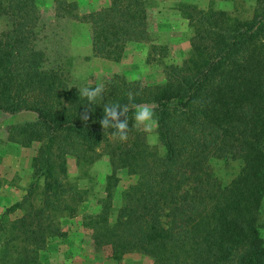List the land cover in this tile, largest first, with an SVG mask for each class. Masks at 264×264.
<instances>
[{"label": "trees", "instance_id": "obj_1", "mask_svg": "<svg viewBox=\"0 0 264 264\" xmlns=\"http://www.w3.org/2000/svg\"><path fill=\"white\" fill-rule=\"evenodd\" d=\"M106 1L89 9L53 0L51 7L57 18L89 22L93 54L120 61L129 43L150 41L147 4ZM179 9L192 26L189 54L165 63L162 81L113 73L74 86L39 43L45 7L0 0V110L32 111L6 131L23 146L38 143L25 192L0 212V264H44L49 242L66 239L62 222L84 199L68 178L67 156L91 163L102 154L111 165L105 196L82 220L94 252L118 264L134 251L147 264H264V0L247 17L211 4L182 2ZM100 83L105 92L95 104L80 97L79 88ZM130 91L138 93L134 103L155 106L161 151L132 126L134 111L126 142L102 128L104 105L128 103ZM214 156L240 160L229 181L213 172ZM119 169L134 179L114 206Z\"/></svg>", "mask_w": 264, "mask_h": 264}, {"label": "rangeland", "instance_id": "obj_2", "mask_svg": "<svg viewBox=\"0 0 264 264\" xmlns=\"http://www.w3.org/2000/svg\"><path fill=\"white\" fill-rule=\"evenodd\" d=\"M52 1L47 4L44 0H38V3L47 10L43 15L44 28L39 43L47 50L48 64L59 66L71 85L84 86L89 82L104 81L109 79L113 73L122 74L128 79L139 77L149 83H156L164 78L165 63L181 62L189 54L192 26L188 24L179 9L180 3L189 2L187 0H146L150 41H146V45L140 49L135 48L134 43L129 44V49L120 61L94 55L91 49L89 22L68 17L57 18L55 8L51 7ZM76 1L81 7L90 9V4L101 5L106 0ZM254 2L255 0H203L202 5L209 3L212 7L226 9L232 15L247 17L252 13ZM5 25L6 18L0 16V28ZM152 44H164L166 51L156 48ZM34 116L35 114L28 110L14 114L0 110V188H9L15 185L21 176L23 180L28 178V182L31 178H29L31 157L35 154L38 143L32 142L28 146H23L9 140L6 129L11 124L31 119ZM155 126L152 132H147L146 137L148 142L151 137L149 143L161 151L162 147L158 146ZM9 159L12 164H19L21 168L12 169L8 173L7 170H4L3 163H10ZM209 165L220 181L225 183L239 170L240 160L214 156L209 159ZM67 166L69 180L84 190V199L79 204L76 218L65 225L67 231L71 230L73 241L78 240L83 248L82 257L78 256L80 259H77V264H118V261L106 258L103 252H94L87 231L82 225L83 215L96 211L105 196V176L111 172L108 156L102 154L90 163L79 161L75 156L68 155ZM118 176L119 180L112 188L114 206L119 205L122 191L134 179L124 169H119ZM1 192L0 210L4 208L1 198L4 197L5 190L1 189ZM13 197L15 198V193ZM261 220V232L264 235L263 216H261ZM149 260L148 256L134 251L125 254L119 264H147ZM44 262L46 263L45 260Z\"/></svg>", "mask_w": 264, "mask_h": 264}, {"label": "clouds", "instance_id": "obj_3", "mask_svg": "<svg viewBox=\"0 0 264 264\" xmlns=\"http://www.w3.org/2000/svg\"><path fill=\"white\" fill-rule=\"evenodd\" d=\"M105 87L102 83L97 84L95 87L85 86L79 88L80 97L86 98L89 104H95L97 98H103ZM138 93L128 92V103L126 104H105L103 108V118L100 120L102 128L107 131L108 129H114L112 132L114 137H117L121 142L128 140L129 121L127 119V113L134 111V123L133 127L139 129L143 128L145 132H152L156 123L155 119V106L152 104H136L134 103V96ZM124 117V119H121ZM81 119L87 121L89 119L88 111L85 110ZM151 142V137H149Z\"/></svg>", "mask_w": 264, "mask_h": 264}, {"label": "crops", "instance_id": "obj_4", "mask_svg": "<svg viewBox=\"0 0 264 264\" xmlns=\"http://www.w3.org/2000/svg\"><path fill=\"white\" fill-rule=\"evenodd\" d=\"M51 1L52 0H50L48 2V0H46V1L44 0V2H46L47 4L51 3ZM187 1L195 3L199 7H203V8H207L210 5L209 3L206 5H202L203 0H187ZM105 4H107V1H104L101 5H105ZM101 5L95 6L93 4H90L89 7H90V9H93V8L100 7ZM218 8H222V7H218ZM147 13H148V7H147ZM180 13H181V11H180ZM148 18H149V15H148ZM132 43H134L133 46L135 48H138V49H140V48H142V46L146 45L145 42H131L129 44L132 45ZM128 45L126 46L124 52H126L127 49H129ZM9 160H10V163H7V162L3 163L4 170H7L8 173H10L12 171V169L21 168V166L19 164L14 165V164H12L11 159H9ZM5 166H7V167L5 168ZM30 170L31 169H29V178H30ZM28 183H29L28 178H27V180H23V178L21 176L20 180L15 185L10 186L9 188H5V187L0 188V193H2L1 189L5 190V195H4V197L2 196V198H1L3 201V205H4L3 207H5L6 205H9L10 203L14 202L17 199H20L21 196L23 195V193L25 192V188L27 187ZM14 193H15V198L13 197ZM2 210H3V208L0 210V212ZM76 216L66 217L62 222L63 227L65 228L66 224H68L71 221H74ZM65 229H67V228H65ZM72 237H73V234H72L71 230L68 229V236L66 237L65 240H61L58 243L56 242V240H51L49 242V247H48V250H50V251H47L43 255L44 258H42L43 262H44V260L46 261V263L44 262V264H77V259H80V257H82L81 251L83 248L80 245L81 243L78 240L73 241ZM78 256H80V257L78 258ZM81 261H82V259H81Z\"/></svg>", "mask_w": 264, "mask_h": 264}]
</instances>
